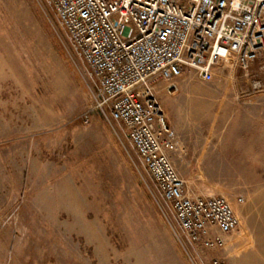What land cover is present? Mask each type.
<instances>
[{"label":"rangeland","instance_id":"1","mask_svg":"<svg viewBox=\"0 0 264 264\" xmlns=\"http://www.w3.org/2000/svg\"><path fill=\"white\" fill-rule=\"evenodd\" d=\"M56 24L44 0H0V264H211L178 241L125 129L95 108ZM158 99L188 189L238 207L239 229L213 255L264 264V56L249 69L222 62L211 80L187 71Z\"/></svg>","mask_w":264,"mask_h":264},{"label":"built area","instance_id":"2","mask_svg":"<svg viewBox=\"0 0 264 264\" xmlns=\"http://www.w3.org/2000/svg\"><path fill=\"white\" fill-rule=\"evenodd\" d=\"M44 2L56 17L61 42L81 63L95 108L125 129L165 213L171 212L182 247L200 257L210 253L211 264H226L213 254L227 247L239 216L225 195L188 189L171 159L180 139L158 93L187 71L211 80L222 62L249 69L264 56V0Z\"/></svg>","mask_w":264,"mask_h":264},{"label":"crops","instance_id":"3","mask_svg":"<svg viewBox=\"0 0 264 264\" xmlns=\"http://www.w3.org/2000/svg\"><path fill=\"white\" fill-rule=\"evenodd\" d=\"M232 204H233L235 210L238 209V207L236 206V203H234V202L232 201Z\"/></svg>","mask_w":264,"mask_h":264}]
</instances>
